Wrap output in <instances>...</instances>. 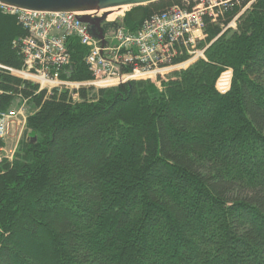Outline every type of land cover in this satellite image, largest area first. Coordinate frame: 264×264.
Masks as SVG:
<instances>
[{
	"label": "trees",
	"instance_id": "trees-1",
	"mask_svg": "<svg viewBox=\"0 0 264 264\" xmlns=\"http://www.w3.org/2000/svg\"><path fill=\"white\" fill-rule=\"evenodd\" d=\"M251 1L205 16V58L160 86L84 87L75 99L0 72V112L16 94L36 108L13 160H0V264H264V0L240 14ZM175 5L194 0L134 6L103 27L134 32ZM27 34L0 12V65L23 67L13 41ZM68 50L61 78L93 80L88 49L73 38Z\"/></svg>",
	"mask_w": 264,
	"mask_h": 264
},
{
	"label": "built area",
	"instance_id": "built-area-1",
	"mask_svg": "<svg viewBox=\"0 0 264 264\" xmlns=\"http://www.w3.org/2000/svg\"><path fill=\"white\" fill-rule=\"evenodd\" d=\"M232 1L194 0V6L190 9L172 6L165 12L146 18L134 32L123 26L118 27L111 38H106L104 45L91 34L88 25L78 19L79 13L29 11L0 3V12L16 16L28 32L27 36L13 41V46L23 57V67L6 68L13 73L19 72L23 76L21 79L38 85L39 91L68 90L75 99L81 88L95 85L96 80L100 84L106 83L110 80L107 76L112 73L127 75L126 79L152 75L163 77L176 67L187 68L189 63L205 58V50L197 48L199 41L206 37L205 16L217 21ZM234 19L227 28L233 26ZM73 38L88 49L85 62L94 74L93 80L61 78L65 67L71 63L68 40ZM177 46L189 56L180 63H174L175 58L183 54ZM129 65H133L132 70L123 72V67ZM217 87L222 93L228 90L226 85L219 86L217 83ZM23 100L27 102L29 99ZM21 114V109L0 112L1 138L8 136L11 125Z\"/></svg>",
	"mask_w": 264,
	"mask_h": 264
},
{
	"label": "water",
	"instance_id": "water-1",
	"mask_svg": "<svg viewBox=\"0 0 264 264\" xmlns=\"http://www.w3.org/2000/svg\"><path fill=\"white\" fill-rule=\"evenodd\" d=\"M161 0H0V3L12 7L39 12H58V13H99L110 8H121L124 6L134 7L148 5ZM108 11L103 12L102 16L94 17L91 14H81L78 19L86 23L92 35L105 43V30L103 22L107 20Z\"/></svg>",
	"mask_w": 264,
	"mask_h": 264
},
{
	"label": "rangeland",
	"instance_id": "rangeland-1",
	"mask_svg": "<svg viewBox=\"0 0 264 264\" xmlns=\"http://www.w3.org/2000/svg\"><path fill=\"white\" fill-rule=\"evenodd\" d=\"M253 1L254 0H252L248 5H246L244 8H242L240 14L244 13V11L251 6V4H252ZM131 8L132 7H127L126 9H124L122 15L116 16L112 20H108L107 19V20H105V22H118V23H120L122 21V19L124 18V15L126 14V12L129 11ZM94 13L95 12H93V14ZM108 13H112V12H108ZM102 14H103V12L95 13L96 16H102ZM236 19H237V17H235V19H234L235 21L232 22V25H233V26H231L232 28H236L237 27ZM105 22H103L102 25H104ZM119 26H122V25L119 24L117 27H119ZM111 31H112V29H109L108 32H105V33L107 34V33L111 32ZM110 35H111V33L107 34V37H110ZM197 48H198V46H197ZM196 61L197 60H195L194 62H196ZM194 62L189 63V65L191 66ZM185 69L186 68L176 67L172 71H169V72L165 73L163 75V77L161 75H156L157 77H155L154 75H152L151 77H146V78H136V77H132L131 79L130 78L126 79L125 77H127V75L122 76V75H120V74H118L116 72V73H112L109 76H107V77L110 78V80L116 81L117 82L116 84L110 85V86H102V84H100L101 82L99 80H96L97 83L95 85H93V86H90V87H94L96 89H101V88L104 89V88L115 87V86H118V85H120L122 83H126V82L132 81V80H150L153 83H155L156 85H159L160 86L161 81L162 80H167V78L171 74H173L175 71H181V70H185ZM228 70H230V69H228ZM1 71L10 73L11 75L13 73V72H11V70H9L8 68H6V66L4 67L3 65H0V72ZM225 71H227V70H225ZM13 74H14V76H17L19 78L23 77L22 75H20L19 72H16V73H13ZM221 75H220V77H221ZM120 76H122V78H120ZM121 79H123L125 81L124 82H121L120 81ZM231 80H232V76H231ZM31 83H32V81H31ZM230 86H231V83H230ZM230 86L228 87V90H229ZM217 89H218V87H217ZM19 95H21V94H19ZM19 95L16 94L15 99L13 100V104H12V106L9 109H16V110L21 109L22 110V114L19 115L18 119L15 120L14 124L11 125L10 132H9L8 136L4 139V143L5 144H4L3 150L1 151V154H0V156H1L0 157V160L3 157L8 158L11 161L13 160L14 154H15L17 148H18V145H19V141L22 139V137L25 135V132H26V120H27V117L30 114L34 113V111L36 110V108H35V106H34V104L32 102H30L29 100L27 102H24V100H23L24 98L22 99L21 97H19Z\"/></svg>",
	"mask_w": 264,
	"mask_h": 264
},
{
	"label": "bare ground",
	"instance_id": "bare-ground-1",
	"mask_svg": "<svg viewBox=\"0 0 264 264\" xmlns=\"http://www.w3.org/2000/svg\"><path fill=\"white\" fill-rule=\"evenodd\" d=\"M126 8H127V6H124V7H121V8L115 7V8H110V9L102 10L100 12H107V11L108 12H112V13H109V15L107 16V19L108 20H112V19H114V17L119 16V15H122L124 9H126ZM79 14H93V12H85V13H79ZM231 76H232V70L225 71L221 75V77L218 79V82H217L218 85L219 86L220 85H226V86L229 87L230 86V83H231ZM116 83L117 82L114 81V80H109L106 83H103L104 85L102 84V86H110V85H114Z\"/></svg>",
	"mask_w": 264,
	"mask_h": 264
}]
</instances>
